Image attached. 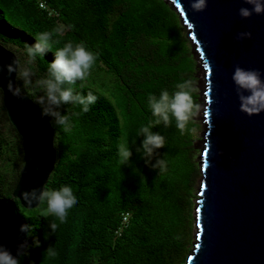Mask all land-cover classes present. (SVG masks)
<instances>
[{"label":"trees","instance_id":"16d2710c","mask_svg":"<svg viewBox=\"0 0 264 264\" xmlns=\"http://www.w3.org/2000/svg\"><path fill=\"white\" fill-rule=\"evenodd\" d=\"M44 1L56 15L42 9L39 0H0V42L23 63L25 47L37 33L62 27L53 51L72 41L99 54L83 82L85 94L92 90L99 102L88 113L73 116L69 130L54 127L57 161L45 187L68 184L75 190L79 203L67 222L57 221L56 232L49 234L52 218L47 221L39 215L44 205L27 209L16 199L20 215L36 226L34 235L40 241L20 264H185L192 226V202L185 216V199L199 174L188 164V135H182L174 122L154 129L166 137L165 148L159 150L169 161L163 174L146 166L138 154H133L129 166L120 165L117 156L118 143L134 138L139 143L142 137L135 133L154 119L148 95L165 88L171 92L177 82L193 77L194 59L178 14L165 0ZM53 58L50 51L36 59L37 78L46 74ZM17 86L23 87L18 79ZM36 92L29 88L25 94ZM65 107L69 114L80 111ZM0 119L9 132L0 129V197H11L18 180L7 184V178L16 175L9 161L13 163L10 154L14 165L19 157L12 143L19 135L3 100ZM127 213L128 222L122 226Z\"/></svg>","mask_w":264,"mask_h":264},{"label":"water","instance_id":"95a60500","mask_svg":"<svg viewBox=\"0 0 264 264\" xmlns=\"http://www.w3.org/2000/svg\"><path fill=\"white\" fill-rule=\"evenodd\" d=\"M168 1L187 31L203 75L199 87L205 129L193 211L194 242L186 264H264V111L252 115L241 111L231 78L237 65L264 73V14L241 18L239 8L251 7L244 0H208L200 12L191 8V0ZM239 32L252 36L236 40ZM13 59L18 56L0 42V67ZM8 79L17 85L15 73L0 71L3 104L22 139L24 164L12 196L0 197V244L15 254L22 241L30 243L19 230L26 221L16 199L27 209L39 206H29L21 193L46 186L57 148L54 126L41 117L29 95L17 97L7 90Z\"/></svg>","mask_w":264,"mask_h":264},{"label":"clouds","instance_id":"9594fccd","mask_svg":"<svg viewBox=\"0 0 264 264\" xmlns=\"http://www.w3.org/2000/svg\"><path fill=\"white\" fill-rule=\"evenodd\" d=\"M175 3V0H173ZM251 7L242 6L238 10L241 18H249L254 13L264 14V0H244ZM208 0H191V8L200 12L206 9ZM179 7V4H177ZM192 28V24H188ZM63 31L62 27L52 30H44L36 34L34 42L25 47L23 63L13 59L10 63L0 67V71H6L11 76L15 73L16 79L22 82L23 87L17 86L13 79H8L7 90L17 97L25 95L26 90L34 88L36 93L30 94L29 98L37 105L42 118H48L54 127H61L65 131L73 126V116L88 113L99 102V96L92 90L83 91V82L90 76L99 54L89 48L85 43H73L68 41L62 47L54 49V45L60 41L56 39ZM251 32H239L235 39L242 40L251 38ZM54 54V58L48 61L46 74L36 77L35 61L44 58L48 52ZM207 67V64H205ZM232 81L239 99L240 110L252 115L264 111V73L258 69H246L235 66L232 73ZM79 82V86H78ZM3 89L0 88V93ZM199 92L197 81L188 77L174 85L170 92L162 89L159 94H149L147 106L154 119L139 127L135 133L137 139L131 142L123 140L117 145V156L120 165H130L133 154H138L146 166L159 173H166L169 161L167 154L159 152L165 148L166 137L158 130L157 126L170 127L173 122L175 128L184 135L193 138L198 136V118L201 113V105L197 102ZM65 106H75L79 112L69 114ZM207 112L204 113L207 116ZM22 199L29 205H44L39 215L49 221V234L56 232L57 221L66 223L71 211L78 205L79 198L71 185L64 184L58 188L41 187L31 188L21 193ZM19 230L31 238L22 241L16 248V253L5 245L0 244V264H20L21 257L33 246H38L40 241L34 235L36 226L32 223H21Z\"/></svg>","mask_w":264,"mask_h":264},{"label":"rangeland","instance_id":"374dc122","mask_svg":"<svg viewBox=\"0 0 264 264\" xmlns=\"http://www.w3.org/2000/svg\"><path fill=\"white\" fill-rule=\"evenodd\" d=\"M165 1L170 6V8L175 11V8L171 4V2H169L168 0H165ZM180 22H181V20H180ZM181 25H182V28H183V34H184L185 37H187V31L185 30L182 22H181ZM188 45L190 46L189 56L192 57V59H194V61L190 59V66L192 68L191 73L193 74V77L192 78H194L197 81L198 88H199V92H198V95H197L196 99H197V102L199 104H201L202 103V101L200 100V98H201V95H200L201 89H200L199 85H201V83L203 81V75H202L201 68L197 65V60L194 58V56H193V54L191 52L192 46H191V43H190V40L189 39H188ZM5 47L8 48V49H10V50H12L14 52V50L12 48H9V46H5ZM0 100H2V93H0ZM198 124H199L198 136L196 138H193V137H191V136L188 135L189 145H190L188 147V150H187V154H188V156L190 158L189 161H188V164L192 168L193 167L194 168L197 167L199 174H198V177H196L193 180V183L190 186V190L187 191L188 193H187L186 199H185V209H186V210H184V215L185 216H188L189 215V211H190V209H189V207H190L189 203L192 202V205H191L192 213L190 212V215L192 217L189 220L190 221V224L192 223V226H190V233H188L189 235L187 236V244H188L187 246H188V249L186 251V253H187L186 254V258H187V255H188L189 251H190V248L192 247V243L194 242V229H195V225H194V219H193V211H194V208H195V205H196L195 200L198 197L197 196V192H198V182L200 180L199 156L201 154V149H202V146H201L202 134H203L204 129H205V125H204V123L202 122V119H201V113H200V116L198 118ZM7 125L8 124H6L3 119L2 120L0 119V129L2 131H4L6 135H8V133H9L8 130H7ZM14 135H16L15 132H14ZM9 139H10V136H9ZM13 139H14V142H12V143H14L13 145H17V149L19 151V157H18V159L16 161V164L14 165L13 163L15 162V159L13 158L12 154H10V157H11L13 163H11V161H9L10 164H11V166L9 168H10V171L11 172H16V175L12 173L14 176L7 178V184H9L11 181L13 183H15L18 180V175H20L21 169H22L23 164H24L23 149H22V139H21L20 136H18V137L16 136V139H15V136H14ZM1 162L2 161L0 160V163ZM15 185H13V188L15 187Z\"/></svg>","mask_w":264,"mask_h":264},{"label":"built area","instance_id":"2783aa9c","mask_svg":"<svg viewBox=\"0 0 264 264\" xmlns=\"http://www.w3.org/2000/svg\"><path fill=\"white\" fill-rule=\"evenodd\" d=\"M39 6L42 8V9H45V10H47L48 11V13L50 14V15H56V13L54 12V11H52L49 7H48V5L46 4V2L44 1V0H39ZM128 213L127 214H125L124 216H123V219H122V222H121V225L123 226V225H126V223L128 222ZM120 231H121V227L120 228H118V230H116V233L117 234H120Z\"/></svg>","mask_w":264,"mask_h":264}]
</instances>
